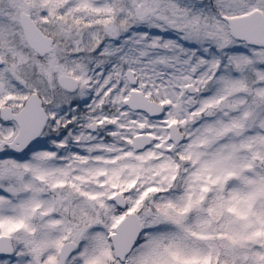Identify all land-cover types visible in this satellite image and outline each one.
<instances>
[{"label": "snow or ice", "instance_id": "snow-or-ice-1", "mask_svg": "<svg viewBox=\"0 0 264 264\" xmlns=\"http://www.w3.org/2000/svg\"><path fill=\"white\" fill-rule=\"evenodd\" d=\"M0 264H264V0H0Z\"/></svg>", "mask_w": 264, "mask_h": 264}]
</instances>
